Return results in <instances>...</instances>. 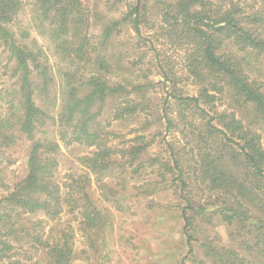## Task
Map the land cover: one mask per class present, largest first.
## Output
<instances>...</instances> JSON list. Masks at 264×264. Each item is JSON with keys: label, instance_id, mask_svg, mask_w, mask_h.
<instances>
[{"label": "trees", "instance_id": "obj_1", "mask_svg": "<svg viewBox=\"0 0 264 264\" xmlns=\"http://www.w3.org/2000/svg\"><path fill=\"white\" fill-rule=\"evenodd\" d=\"M28 7L54 62L22 25ZM161 37L184 51V77L161 58ZM147 44L182 107L176 123L167 97L162 119L190 146L167 142L169 159L149 154L155 139L144 133L154 105V69H138ZM133 124L137 135L115 145ZM262 130L264 0H0V264H102L112 217L94 181L120 211L150 169L144 192L175 178L191 264H264ZM20 147L25 170L8 182ZM65 151L76 167L61 178ZM200 220L226 225L230 244H214Z\"/></svg>", "mask_w": 264, "mask_h": 264}, {"label": "rangeland", "instance_id": "obj_2", "mask_svg": "<svg viewBox=\"0 0 264 264\" xmlns=\"http://www.w3.org/2000/svg\"><path fill=\"white\" fill-rule=\"evenodd\" d=\"M30 9L31 7H28L27 11H25V19H23L22 25H24L25 28L31 29V35H33L32 37L38 39L40 45H42L46 53L49 55L50 60L54 62L55 59L52 56V45L48 42L46 37L40 35L33 29L35 26V19L33 18V13H31ZM124 9L125 7L121 8V11L116 12L113 15L119 17ZM96 31H98L97 28ZM155 33L156 31L153 30L145 32V40L148 42L150 39H154ZM131 34L134 35L135 33L132 32ZM155 42L163 61L167 62L172 60L175 64V71L181 78L184 77V51L173 48L169 43V40L163 37H161L159 41ZM130 43L135 44V40L133 39V42ZM150 47V44L143 47L145 50L150 52L146 55H142L145 62L144 64H140L138 68L154 69V73L150 75V79L153 81L152 86L147 92L148 101L154 103V105L153 110L145 114L144 119L148 118L151 122L147 131L144 133L148 135V140L155 139L153 146L149 150V154L154 157L162 156L164 159H169L170 150L166 144L167 142L170 141L174 147L183 149L185 146H188V141L183 139L182 134L179 132L177 127L172 130H167V126L162 119L164 117V103L167 97H169V92H174V90L172 83L168 82L167 84H164L163 75L150 65L149 62H152L154 65L157 63ZM184 85L185 81H183V83H179L180 87H183ZM186 90L185 91L190 95L196 94V89L192 85H189ZM181 109L182 107L179 105L178 101L170 96L166 111L170 117L176 121V123H178L180 119ZM186 113H189V111ZM158 119H160L161 122ZM141 121L144 120L142 119ZM177 125L179 127V124ZM133 129L134 132L130 133V130ZM135 129H137L135 124L127 128H122L126 140L123 139V141L122 139H119L113 143L118 147H124V145L126 146L127 142L137 135L135 132L137 130ZM116 130L119 131L120 129L116 128ZM144 133L141 132L140 134ZM261 133L264 141V131L262 130ZM154 134L156 135V138H154ZM187 149L189 150L190 146H188ZM89 151L90 149H87L82 153L86 154L89 153ZM65 154L66 155L64 156L60 171L61 178L64 177L71 167H76L74 165L76 158L68 154L66 151ZM14 160L16 163L7 171L8 182L18 175L20 176V174L25 170L26 153L24 148H18L17 154L14 155ZM154 177L155 174H153L152 169H150L148 173H145L136 181H131L128 186V190L125 193L126 201H123L122 209L120 211H117V208L112 203L104 200L101 190L94 181V195L97 199L99 198L103 207H109L112 217L109 223L110 226H108L109 228L104 237L105 239L103 240V245L101 246V254L97 259L98 263L191 264V261L186 258L189 248L186 245L185 238L182 236L184 221L180 215L179 204L181 201L178 196L179 194L175 189L176 184L173 181L175 178H168L170 183H166L160 190H155L153 194L140 190L142 185L147 186L150 181L155 180ZM199 223L200 225L202 224L201 227H205L206 235L214 242V244L225 246L230 244L231 240L229 230L226 225L221 224L220 221L217 220L210 225L208 223H203L202 220H200ZM78 248H81V245H79ZM197 249L201 255L205 253L203 251L200 252L198 247ZM185 258L186 261H184ZM74 264L92 263L84 261L83 259H78L74 262Z\"/></svg>", "mask_w": 264, "mask_h": 264}]
</instances>
